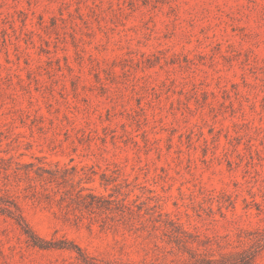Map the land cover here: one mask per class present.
<instances>
[{
  "label": "rangeland",
  "instance_id": "rangeland-1",
  "mask_svg": "<svg viewBox=\"0 0 264 264\" xmlns=\"http://www.w3.org/2000/svg\"><path fill=\"white\" fill-rule=\"evenodd\" d=\"M0 197V264L264 242V0H0Z\"/></svg>",
  "mask_w": 264,
  "mask_h": 264
},
{
  "label": "trees",
  "instance_id": "trees-1",
  "mask_svg": "<svg viewBox=\"0 0 264 264\" xmlns=\"http://www.w3.org/2000/svg\"><path fill=\"white\" fill-rule=\"evenodd\" d=\"M0 213L2 215L10 218L21 230V232L27 237V241L30 242L31 246L47 250V249H65L64 246H60L54 242H47L40 238L28 225L24 216L22 215L18 205L11 200L0 197ZM257 241L249 251H243L237 254H230L228 256H222L218 260H211L206 257L196 256L194 254L190 255L189 264H253L259 249L261 248V239H256ZM78 254V259L84 264H97L93 262L85 253L76 247ZM138 264H156V263H138Z\"/></svg>",
  "mask_w": 264,
  "mask_h": 264
}]
</instances>
